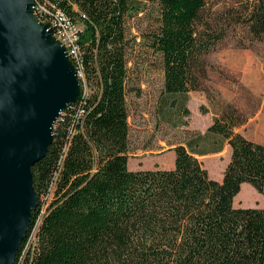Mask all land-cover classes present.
<instances>
[{
	"label": "trees",
	"instance_id": "16d2710c",
	"mask_svg": "<svg viewBox=\"0 0 264 264\" xmlns=\"http://www.w3.org/2000/svg\"><path fill=\"white\" fill-rule=\"evenodd\" d=\"M33 1L39 21L60 12L76 25L81 91L61 110L46 154L31 167L37 206L14 264H264V144L237 130L246 118L225 105L196 135L214 137L212 152L229 146L221 180L195 156L208 151L183 144L173 147L171 168L130 170L126 21L140 5ZM206 1L157 0L156 28L146 37L160 57L164 92L183 104L199 88L204 56L223 37L201 21ZM241 15L253 38L264 36V0H242ZM242 183L263 196L261 206H234Z\"/></svg>",
	"mask_w": 264,
	"mask_h": 264
},
{
	"label": "rangeland",
	"instance_id": "374dc122",
	"mask_svg": "<svg viewBox=\"0 0 264 264\" xmlns=\"http://www.w3.org/2000/svg\"><path fill=\"white\" fill-rule=\"evenodd\" d=\"M136 2L140 5L139 12L126 21L127 166L130 170L171 168L173 147L183 144L191 151H208L195 156L211 178L221 180L230 158L229 146L224 143L221 151L212 152L218 145L214 137L197 140L196 135L204 133L213 117L228 105L246 118L239 131L264 144V36L253 38L239 22L242 0H207L201 21H206L211 31L222 32L223 37L204 56L205 69L199 77V88L190 91L183 104L181 96L164 92L160 57L151 54L146 45L147 35L157 24V0ZM77 26L83 27L81 22ZM82 91L88 94L90 90L85 85ZM183 107L189 114H185ZM242 187L241 193L234 197V206L263 204V196L249 183H242ZM30 246L28 243L25 249Z\"/></svg>",
	"mask_w": 264,
	"mask_h": 264
},
{
	"label": "water",
	"instance_id": "95a60500",
	"mask_svg": "<svg viewBox=\"0 0 264 264\" xmlns=\"http://www.w3.org/2000/svg\"><path fill=\"white\" fill-rule=\"evenodd\" d=\"M81 84L33 0H0V264H14L37 195L31 167L46 154L61 110Z\"/></svg>",
	"mask_w": 264,
	"mask_h": 264
},
{
	"label": "built area",
	"instance_id": "2783aa9c",
	"mask_svg": "<svg viewBox=\"0 0 264 264\" xmlns=\"http://www.w3.org/2000/svg\"><path fill=\"white\" fill-rule=\"evenodd\" d=\"M40 8L43 11L45 10V7H40ZM38 9H39V7L34 3L35 15H36ZM47 22L49 23L50 27L53 30V36L64 47V49L68 55V58L71 60L73 65L74 66L79 65L80 64V58H81V51H80V46L78 44V36H77V30L78 29H77L76 25L72 24L70 19L60 12H58V14L53 18V20H50ZM77 74H78V77L82 76V73L80 70H77ZM58 117H57V119H58ZM33 238H34V235L31 234L29 239L27 240V244L32 243Z\"/></svg>",
	"mask_w": 264,
	"mask_h": 264
},
{
	"label": "crops",
	"instance_id": "0c3cea01",
	"mask_svg": "<svg viewBox=\"0 0 264 264\" xmlns=\"http://www.w3.org/2000/svg\"><path fill=\"white\" fill-rule=\"evenodd\" d=\"M239 131V129H237Z\"/></svg>",
	"mask_w": 264,
	"mask_h": 264
}]
</instances>
